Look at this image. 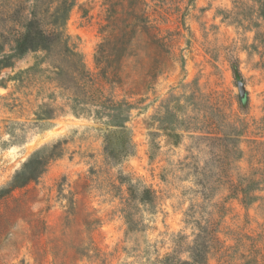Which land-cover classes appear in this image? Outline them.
Listing matches in <instances>:
<instances>
[{"label":"rangeland","instance_id":"rangeland-1","mask_svg":"<svg viewBox=\"0 0 264 264\" xmlns=\"http://www.w3.org/2000/svg\"><path fill=\"white\" fill-rule=\"evenodd\" d=\"M57 1L0 0V57L32 7L48 30ZM258 1L145 0L165 46L137 32L120 83L103 80L95 58L110 8L128 0H75L65 32L91 79L83 89L57 83L58 44L0 66V186L34 151L47 157L36 180L0 200V212L15 211L0 264H163L187 259L196 235L209 264H264ZM100 103L115 104L122 127L97 115Z\"/></svg>","mask_w":264,"mask_h":264},{"label":"trees","instance_id":"trees-1","mask_svg":"<svg viewBox=\"0 0 264 264\" xmlns=\"http://www.w3.org/2000/svg\"><path fill=\"white\" fill-rule=\"evenodd\" d=\"M258 3V15L264 20V3L261 0ZM74 5L75 0H58L48 13V30L43 27L42 21L37 17L35 7H32L29 12L30 16L28 15L22 23L21 31L13 37L9 53L0 57V66H10L14 57L28 52L39 50L49 52L53 46L58 44L66 51V63L53 65L57 83L60 84V87L66 89L79 90L86 87L88 85L87 81H91V79L84 71L83 60L77 51L76 44L71 41V35L65 32L66 21ZM119 6L120 11L110 8L107 24L103 26L102 42L98 46V53L95 58V64L102 79L114 83L121 82L118 75L119 60L127 52L137 32L145 35L151 47L162 49L165 46L163 37L159 35L146 14L147 4L145 0H128L126 5L119 4ZM122 14H125V17L122 18ZM3 46V44H0V51H3ZM59 79L63 81H59ZM79 99L77 93H73L70 97L75 105L77 101L79 102ZM240 100H242L241 97ZM114 105V103L111 105L100 103L98 105L100 109H96L97 115H105L108 125L122 127L123 119L115 110ZM74 112L78 113L79 110L74 109ZM115 132L112 131L111 135L108 134V138H111ZM40 153L41 150H36L30 154L20 168L14 172L10 180L0 186V200L6 199L14 190L26 187L39 177L44 170L47 158L46 155H40ZM251 198V196L248 197V200ZM18 200L14 199L13 201ZM241 200L246 201V195ZM14 212L8 204H6L5 210L0 212V233L6 229L9 216L14 215ZM199 239V235H196L194 241L189 245L187 259L167 255L162 260L163 264H209L207 258L208 246Z\"/></svg>","mask_w":264,"mask_h":264},{"label":"water","instance_id":"water-1","mask_svg":"<svg viewBox=\"0 0 264 264\" xmlns=\"http://www.w3.org/2000/svg\"><path fill=\"white\" fill-rule=\"evenodd\" d=\"M239 89H240L241 92L243 91V88H242L241 84L239 85Z\"/></svg>","mask_w":264,"mask_h":264}]
</instances>
